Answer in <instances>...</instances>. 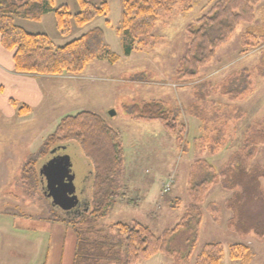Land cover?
I'll list each match as a JSON object with an SVG mask.
<instances>
[{"label":"rangeland","instance_id":"374dc122","mask_svg":"<svg viewBox=\"0 0 264 264\" xmlns=\"http://www.w3.org/2000/svg\"><path fill=\"white\" fill-rule=\"evenodd\" d=\"M174 1L171 12L160 14L155 26L139 38L140 43L130 55L124 53L118 34L124 12L122 0H109V14L83 26L74 21V15L81 10L78 0H54V8L66 5L72 14L68 34L58 30L54 12L40 21L15 18V23L26 31L47 34L55 46L102 28L107 47L119 60L113 64L96 59L79 75H40L45 99L40 107L20 118L5 114L6 94L0 98V264H72V230L46 218L57 213L70 219L78 210L67 214L64 209L55 208L53 212L50 201L43 195V184L41 188L29 172L34 168L40 177L43 163L66 153L76 175L74 196L78 203L81 199L89 202L86 210L92 208L94 166L78 142L57 143L44 155L46 137L65 115L90 110L121 132L125 161L118 177L119 197L103 224L138 220L157 234L174 227L183 216L190 203L187 190L197 161L206 160L222 167L243 145L245 137L264 121V77L256 72L264 59V45L259 46L264 37V0L255 7L254 22L241 23L212 61L200 69L196 79L186 84L177 77L176 70L188 52V27L217 0ZM244 67L253 71L252 87L244 97L229 100L221 95V86ZM203 94L207 98L200 101L198 96ZM153 99L181 109L180 121L186 130L183 142L177 133L165 130L157 122L134 119L127 109ZM112 111L114 115L110 114ZM218 138L226 143L219 144L211 153ZM64 145L68 146L66 150L51 154L52 149ZM28 162L32 164L26 166ZM251 164L264 166V143L257 145ZM171 180L174 182L171 190L165 193V185ZM231 195V191L219 185L211 187L205 195L201 204L204 221L192 264L209 242L225 245L222 264H264V241L254 235H236L225 225L231 217L225 202ZM176 198L181 203L172 206ZM239 242L250 247V263L230 258L229 245ZM137 264L174 262L163 254H155Z\"/></svg>","mask_w":264,"mask_h":264},{"label":"trees","instance_id":"16d2710c","mask_svg":"<svg viewBox=\"0 0 264 264\" xmlns=\"http://www.w3.org/2000/svg\"><path fill=\"white\" fill-rule=\"evenodd\" d=\"M78 1L81 10L74 15V21L79 26L109 14V0L98 3L93 0ZM260 2L217 0L206 14L188 27V52L181 58L176 70L183 84L196 79L200 69L212 61L217 50L230 40L241 23L254 22L255 7ZM122 3L124 12L118 34L124 53L130 55L140 43L139 38L155 26L161 13L171 12L175 1L122 0ZM51 12L55 13L58 30L68 34L72 17L68 6L54 8V0H0L1 45L13 52L15 72L34 76L79 75L96 59H106L113 64L119 60V56L107 47L102 28L92 29L63 46H55L47 34L30 33L15 23V18L40 21ZM262 45L264 37L259 46ZM256 72L264 77V59ZM252 74L250 68L244 67L221 86V95L228 96L229 100L244 97L252 87ZM206 96L199 95L198 99L205 101ZM12 105L18 106L14 100ZM127 109L134 119L157 122L165 130L177 133L179 141L183 142L186 130L180 121L181 109L171 108L161 99L145 100ZM29 111L26 105L18 106L21 115ZM70 140L78 142L94 166L92 208L70 219L56 213L46 220L72 230V264H137L155 254L165 255L174 264H192L204 221L201 204L214 185L232 192L225 202V209L231 212V217L226 221L227 228L236 235H254L264 241V166L251 164L257 145L264 143V121L245 137L243 145L222 167L218 168L206 160L197 161L187 190L189 205L174 227L164 229L159 234L138 220L103 224L119 197L118 177L125 161L121 132L96 112L77 111L61 118L55 130L46 137L44 155L52 145ZM218 140L211 147V153L225 142L222 138ZM28 164L32 163L28 162L26 166ZM29 172L42 188L41 178L35 169ZM180 203L181 199L176 198L172 206ZM55 208L58 207L51 204L52 211ZM229 247L232 260L251 262L252 252L247 244L231 243ZM224 257L225 245L222 242H209L203 246L193 264H222Z\"/></svg>","mask_w":264,"mask_h":264},{"label":"crops","instance_id":"0c3cea01","mask_svg":"<svg viewBox=\"0 0 264 264\" xmlns=\"http://www.w3.org/2000/svg\"><path fill=\"white\" fill-rule=\"evenodd\" d=\"M43 82L40 75L15 72L13 52L4 49L0 40V98L6 94L3 100L5 114L20 118L22 115L18 112V106H28L30 113L40 107L45 99ZM12 100L17 103V107L12 105Z\"/></svg>","mask_w":264,"mask_h":264},{"label":"water","instance_id":"95a60500","mask_svg":"<svg viewBox=\"0 0 264 264\" xmlns=\"http://www.w3.org/2000/svg\"><path fill=\"white\" fill-rule=\"evenodd\" d=\"M115 114V111L110 113ZM67 145L56 147L51 150L55 155L59 150H66ZM41 180L46 178V187L44 195L51 198L52 204L64 209L72 210L78 204L74 192L76 191L75 171L72 160L66 155L59 154V159L54 158L46 161L40 167Z\"/></svg>","mask_w":264,"mask_h":264},{"label":"flooded vegetation","instance_id":"af4514ba","mask_svg":"<svg viewBox=\"0 0 264 264\" xmlns=\"http://www.w3.org/2000/svg\"><path fill=\"white\" fill-rule=\"evenodd\" d=\"M53 155V154H52ZM41 183L43 184V191H45V187H46V178L44 177V179L41 180ZM45 184V185H44ZM46 197V196H45ZM50 203L52 204V200L51 198H48L46 197ZM53 205V204H52ZM55 206V205H54ZM85 207V208H84ZM89 207V202L87 201H84L83 199L80 200V202L76 205L75 208H73L72 210H69V211H65L67 214H69L70 212L72 211H77V215H80L81 213L85 212L86 211V208ZM59 208V207H58ZM84 208V210H82Z\"/></svg>","mask_w":264,"mask_h":264},{"label":"built area","instance_id":"2783aa9c","mask_svg":"<svg viewBox=\"0 0 264 264\" xmlns=\"http://www.w3.org/2000/svg\"><path fill=\"white\" fill-rule=\"evenodd\" d=\"M173 183V180H171L170 182H168L166 185H165V188H164V191L165 192H169L170 189H171V184Z\"/></svg>","mask_w":264,"mask_h":264}]
</instances>
